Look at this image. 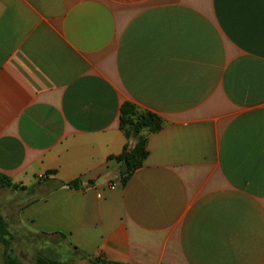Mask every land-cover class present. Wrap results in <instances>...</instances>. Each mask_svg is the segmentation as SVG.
<instances>
[{"label": "crops", "instance_id": "0c3cea01", "mask_svg": "<svg viewBox=\"0 0 264 264\" xmlns=\"http://www.w3.org/2000/svg\"><path fill=\"white\" fill-rule=\"evenodd\" d=\"M124 103L163 126L123 186ZM0 175L101 263L264 264V0H0Z\"/></svg>", "mask_w": 264, "mask_h": 264}, {"label": "rangeland", "instance_id": "374dc122", "mask_svg": "<svg viewBox=\"0 0 264 264\" xmlns=\"http://www.w3.org/2000/svg\"><path fill=\"white\" fill-rule=\"evenodd\" d=\"M35 193L34 189H13L0 185V218L7 225L9 235L6 236V241L18 263L33 264L39 256L46 260L64 261L68 264H101L64 245L62 238L29 234L16 225V216L21 203L30 200Z\"/></svg>", "mask_w": 264, "mask_h": 264}, {"label": "trees", "instance_id": "16d2710c", "mask_svg": "<svg viewBox=\"0 0 264 264\" xmlns=\"http://www.w3.org/2000/svg\"><path fill=\"white\" fill-rule=\"evenodd\" d=\"M163 126L162 119L151 112L140 111L135 105L131 103H124L120 109L119 128L125 137L127 143L125 144L122 152L113 157V159L120 164V177L121 183L124 186L130 179L132 174L139 169L147 157L146 143L147 136L161 130ZM134 140L133 144L130 143ZM0 185L11 188H21L18 185L12 184L11 180L3 175H0ZM68 188L78 189L79 183L77 181L66 184ZM6 223L0 218V241L5 247L4 262L5 264H19L13 257L11 249L9 250L6 236H8ZM78 254V251H76ZM100 262V261H97ZM59 264L56 261L46 260L42 257H37L33 264ZM101 263V262H100ZM66 264V263H65ZM106 264V263H101ZM116 264V263H109Z\"/></svg>", "mask_w": 264, "mask_h": 264}, {"label": "water", "instance_id": "95a60500", "mask_svg": "<svg viewBox=\"0 0 264 264\" xmlns=\"http://www.w3.org/2000/svg\"><path fill=\"white\" fill-rule=\"evenodd\" d=\"M101 181H99L98 183H100Z\"/></svg>", "mask_w": 264, "mask_h": 264}]
</instances>
